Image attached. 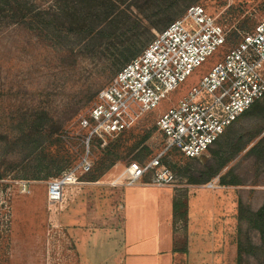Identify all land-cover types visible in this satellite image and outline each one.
Listing matches in <instances>:
<instances>
[{
	"label": "rangeland",
	"instance_id": "obj_1",
	"mask_svg": "<svg viewBox=\"0 0 264 264\" xmlns=\"http://www.w3.org/2000/svg\"><path fill=\"white\" fill-rule=\"evenodd\" d=\"M28 1L36 7L52 4L55 10L59 4V0ZM169 4L170 11L153 16L154 10L146 0H126L120 10L125 9L128 17L119 14L120 10L116 12L121 23L112 29L115 35L110 38L89 30V25L96 31L101 27L99 19L108 8L107 2L85 1L82 12L76 14L77 0H66L69 12L75 13L73 18L77 21L82 15L86 21L54 46L20 25L0 24V264H167L173 232L180 246L175 251V264H236L234 215L238 203L253 211L264 203V150L250 153L264 136L262 117H243L199 158L190 160L169 149L163 161L167 160L171 167H166L177 179L174 187L145 185L151 174L129 186L124 174L130 163L143 165L165 150L167 142L155 125L158 116L198 85L234 45L231 42L193 70L154 112L135 109L136 120L124 134L106 144L94 139L89 148L93 170L66 185L63 200L53 201L49 196L48 183L87 153L89 132L81 122L92 107L101 103L102 94L125 63L114 64L111 55L122 45L124 34H140L143 48L162 30L167 18H179L192 5H200L218 17L228 35L232 26H237L241 34L249 32L264 17V0H169ZM135 21L141 25L155 21L159 28L142 34V29L133 26ZM259 101L264 104V98ZM146 133H151L146 144L134 147ZM110 143L117 153L116 163L98 181L91 182L99 164L105 162L101 149ZM145 146L151 151L148 156L142 153ZM243 146L244 150L210 181L215 187L208 188L210 182L189 183V176L197 177L208 162L214 163L213 151L220 153L222 161ZM222 175H228L229 184H220ZM233 180L238 184H232ZM82 191H87L91 199H105V204L97 202L100 210L112 207L121 212L122 224L116 225L119 228L112 224L103 228L85 224V228L79 214L76 220L83 228L68 226L65 218L72 211L62 214L70 199ZM171 192L173 203L171 198L157 200L160 194ZM174 199L181 203L178 213L182 216L176 222L172 216ZM190 218L195 220L191 222ZM188 232L186 253L181 246ZM243 232L255 245L260 244L258 232L246 223ZM242 264L259 262L244 255Z\"/></svg>",
	"mask_w": 264,
	"mask_h": 264
},
{
	"label": "built area",
	"instance_id": "obj_2",
	"mask_svg": "<svg viewBox=\"0 0 264 264\" xmlns=\"http://www.w3.org/2000/svg\"><path fill=\"white\" fill-rule=\"evenodd\" d=\"M229 32L218 17L200 5H192L171 22L143 51L116 74L81 122L89 134L87 153L74 167L51 180L49 196L64 199V189L93 167L89 155L94 139L106 144L125 132L136 120L135 109L154 112L160 102L183 83L193 70L224 48ZM239 34H241L239 32ZM264 97V17L177 104L160 114L156 129L165 150L144 165L132 162L124 170L126 185L144 182L158 188L174 187L177 179L163 164L169 149L195 159L208 151L256 101ZM218 183V179L215 180ZM208 188L215 187L210 182Z\"/></svg>",
	"mask_w": 264,
	"mask_h": 264
},
{
	"label": "trees",
	"instance_id": "obj_3",
	"mask_svg": "<svg viewBox=\"0 0 264 264\" xmlns=\"http://www.w3.org/2000/svg\"><path fill=\"white\" fill-rule=\"evenodd\" d=\"M85 1L91 3V0H77L78 11H76V14L77 13L80 14L82 12L81 11L82 4ZM104 1L108 3V8L105 9L103 16L99 19L100 21L103 22L102 23L103 26L101 25V27L98 28L99 30L96 31L97 29H95L94 25H89V30L96 32L97 35L99 36H109L110 38H113L115 33L112 32V29L121 23V20L116 15V12L120 10V8L123 6V3H125L126 0H104ZM146 5L154 10L153 16H160L161 14L166 13V10L167 12L171 10L169 0H146ZM56 8L57 9L55 10L52 4H49L46 7H36L34 6L33 3L29 2L28 0H0V24L20 25L21 27H23L28 31L37 33L42 39L46 40L47 42H49L51 45L54 46L58 44L61 41V39H63L68 34V32L72 30V28L82 27L84 26L86 21V19L82 15H79V17H77V21L76 18H73V15L75 17V13L72 14L69 12V9L67 8L66 5V0H59L58 7L56 6ZM119 14L123 15L124 17H128L127 15L128 13L127 11H125V9H121L119 11ZM176 17L177 15H171L169 18H167L163 24L164 26L162 30L165 29L171 22L176 20L175 19ZM132 24L135 28L142 29V31L140 32L142 34L145 32H149L151 30H158L159 28L158 23L155 21H149L147 24H142V25L140 21H135ZM108 32L109 35H107ZM139 35L137 34L135 36H127L126 34H124L125 40L122 41V45L118 47L116 52L111 54L115 58L114 64H120L121 62H125L124 65H126L143 51V49L147 45L142 48L143 40L141 41L139 39ZM239 41H240L239 28L237 26H232L230 35H228V43L231 42L235 45ZM251 115L262 117L264 119V104L261 103L259 100L256 101L245 113H243L237 119L236 122L240 121L243 117L251 116ZM230 127H228L226 131ZM226 131L222 136L226 134ZM261 131H264V128ZM261 131L260 133H262ZM125 132H123L122 134H124ZM122 134H120L119 136H121ZM150 134L151 133L144 134L142 139L135 143L134 147L138 148L142 144H146L147 140H149L150 138ZM253 139L254 138L249 140L248 144L252 143ZM218 141L214 145L218 144ZM111 146L112 143H110V145H108L104 149H101V152L104 154L105 157L104 161L108 163L101 162L99 164V168H97L96 170L97 172L90 179L91 182L98 181L103 176V174L116 163L117 153L115 150H111ZM244 148L245 146L240 148L238 147L234 151V153L230 154L227 158L223 159L222 161H219L218 154L220 153L218 151H213V152L211 151L214 163L209 164L208 162L205 165L204 172H201L199 175H197V177L189 176V183L198 185V184H204L210 182L212 179L217 177L222 172V170H224L227 167L231 158L236 153L244 150ZM259 149L264 150V136L262 137V139L258 141L257 144H255L250 149V153H256V151H258ZM209 150L210 148L208 149V151ZM150 152L151 151L147 146L143 147L142 153L145 154L144 156H148ZM187 159L193 160L191 158H187ZM135 162L138 163V161ZM163 164L165 166H169L166 159L163 161ZM174 166H176L175 163L172 167L174 168ZM227 176L228 175H222L219 177L221 185H226L230 183L226 180ZM232 184H238V181L233 180ZM180 207H181L180 201L174 200L175 222L179 220V216H182L179 215L178 213L181 210ZM234 219L236 220V229H235L236 232L235 244L237 248L236 264H242L244 255L253 256L257 259L259 264H264V203L258 210L253 211L249 207L243 205V203L239 202L237 206L236 214L234 215ZM244 223L247 224L249 229L256 230L258 232L260 238V244L255 245L252 242V239L249 237V235L243 232ZM182 250H184L187 253L186 245L182 248Z\"/></svg>",
	"mask_w": 264,
	"mask_h": 264
},
{
	"label": "crops",
	"instance_id": "obj_4",
	"mask_svg": "<svg viewBox=\"0 0 264 264\" xmlns=\"http://www.w3.org/2000/svg\"><path fill=\"white\" fill-rule=\"evenodd\" d=\"M96 184H98V183H96ZM170 198L172 199V203H173L174 194L172 192L168 193V194H166V193L160 194L157 200L164 201V199H166L169 201ZM92 200H94V199H91V196L89 195V193L87 191H82L79 195H76L70 199V202L67 203V205L65 207V211L63 210L64 212L62 214V215H64L65 213H68L69 210L72 211L71 214L69 215L70 217L65 218V220L68 223V226L75 228V227H82L86 224V227H89L91 224L93 227H99L100 226L103 228V227L107 226V224H109V225L112 224L113 227L119 228L116 225L122 224V221H123L122 213L114 211L112 209V207H107V209H101L100 210L99 209L100 207L97 206V202L105 204V202H104L105 199L103 200L102 198L100 199V197H99V199L97 200V198H96L97 201L94 200L95 201L94 204H93ZM106 200H109V199L106 197ZM92 204L94 205L93 208H92ZM120 208H121V206H120ZM77 214L83 216L84 223L82 226L78 225V221L76 220V218L78 216ZM172 216L174 217V209H172ZM190 219H191V222H193L195 220L192 218H190ZM93 224H99V225L94 226ZM109 225L107 227H109ZM172 231H173V227H172ZM173 235H174V238L172 239V247H171L172 249L170 251L171 257L167 258V264H175V261H176L175 251L180 249V246H177L176 235L174 234V232H173ZM188 237H189V232L187 233V239H185V244H186L187 248H189V245H190ZM185 244L183 246H181V248H183L185 246ZM221 258H223L222 255H221ZM215 264H217L216 261H215Z\"/></svg>",
	"mask_w": 264,
	"mask_h": 264
}]
</instances>
